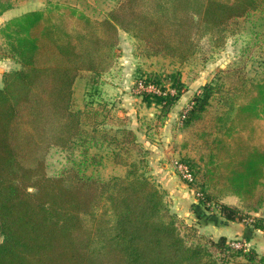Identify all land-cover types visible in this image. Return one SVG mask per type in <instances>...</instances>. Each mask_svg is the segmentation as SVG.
Wrapping results in <instances>:
<instances>
[{"label": "trees", "instance_id": "1", "mask_svg": "<svg viewBox=\"0 0 264 264\" xmlns=\"http://www.w3.org/2000/svg\"><path fill=\"white\" fill-rule=\"evenodd\" d=\"M54 6L26 12L3 28L19 66L4 72L0 86V264H228L210 250L234 249L223 237L185 242L162 194L138 164L130 163L124 177L105 179L95 169L85 174L73 166L45 176L43 156L49 146L70 151L71 145L96 144L99 138L118 159L133 149L128 128L99 131L112 117L108 108L94 109L89 102L82 111L72 107L75 79L86 78L97 88L112 67L118 30L148 55L183 62L200 52L204 32L214 42L226 37L236 19L263 13L264 0H119L100 20ZM181 87L177 81L175 94L142 92L143 100L167 110ZM210 100L224 108L208 142L205 181L220 193L250 200L264 180V76L241 78L228 88L204 86L185 123L198 119ZM87 150L86 145L79 151L81 166ZM219 212L226 221L241 219L227 205ZM246 227L250 233L264 229L258 221ZM244 237L249 238L245 232ZM243 249L234 251L243 264H264V254Z\"/></svg>", "mask_w": 264, "mask_h": 264}, {"label": "rangeland", "instance_id": "2", "mask_svg": "<svg viewBox=\"0 0 264 264\" xmlns=\"http://www.w3.org/2000/svg\"><path fill=\"white\" fill-rule=\"evenodd\" d=\"M118 1L0 0V86L4 72L19 66L3 33L7 22L26 12L44 11L54 5L61 9L64 6L75 8L100 20ZM236 20V24L228 25L226 37L217 36L216 42L210 33L204 32L199 40L200 52L183 62L168 56L148 55L137 49L138 42L132 36L118 30L112 67L98 78L97 88L90 87L86 78L75 79L72 107L82 111L89 102L94 109L99 105L108 108L112 117L105 119L99 131L117 126L128 128L135 136L133 149L129 153L122 152L118 159L101 138L96 144L89 138L85 145H71L70 151L49 146L44 150V175L55 176L65 167L73 166L74 171L80 167L85 174L95 169L105 179L124 177L129 172L128 165L134 162L139 165L138 172L162 194L164 204L174 216L177 231L187 244L215 242L223 237L225 244L234 249L224 254L213 247L210 250L219 262L224 259L228 264L244 263L241 255H234L240 247L264 254V229H252L253 233L246 229L247 224L254 221L264 225V180L256 196L246 201L229 192L220 193L219 187L208 186L205 181L208 142L216 134V116L224 107L210 100L198 119L186 124L184 117L204 86L228 88L241 78L255 80L264 76V12L252 11L248 19ZM175 80L182 86L181 93L167 110L153 99L149 104L143 100L142 92L175 94ZM202 130L209 134L206 138L199 136ZM86 145L87 164L81 166L84 156L79 151ZM92 160L95 161L92 163ZM180 166L189 171V177L184 176ZM221 205L237 209L241 219H222ZM240 232H245L249 238L239 236Z\"/></svg>", "mask_w": 264, "mask_h": 264}, {"label": "built area", "instance_id": "3", "mask_svg": "<svg viewBox=\"0 0 264 264\" xmlns=\"http://www.w3.org/2000/svg\"><path fill=\"white\" fill-rule=\"evenodd\" d=\"M148 86L151 87L150 85H148ZM148 86H146V88H148ZM151 88H153V87H151ZM148 91H150V89ZM180 170L184 173V176H186V177H189L190 176L189 171L184 166H180Z\"/></svg>", "mask_w": 264, "mask_h": 264}, {"label": "crops", "instance_id": "4", "mask_svg": "<svg viewBox=\"0 0 264 264\" xmlns=\"http://www.w3.org/2000/svg\"><path fill=\"white\" fill-rule=\"evenodd\" d=\"M2 13H3V12H2ZM1 71H2V70H1ZM3 72H4V71H3ZM3 72H2V74H3ZM252 233H253V232H252ZM238 235H239V236H240V235H241V236H244V232H242V233L240 232V233H238ZM249 235H250V237H251L252 234H249Z\"/></svg>", "mask_w": 264, "mask_h": 264}, {"label": "bare ground", "instance_id": "5", "mask_svg": "<svg viewBox=\"0 0 264 264\" xmlns=\"http://www.w3.org/2000/svg\"><path fill=\"white\" fill-rule=\"evenodd\" d=\"M236 246V245H235Z\"/></svg>", "mask_w": 264, "mask_h": 264}]
</instances>
